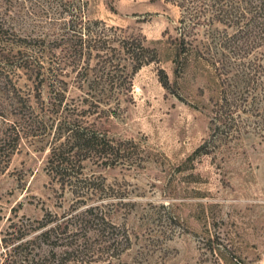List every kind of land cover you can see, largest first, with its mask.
I'll return each instance as SVG.
<instances>
[{
	"label": "rangeland",
	"instance_id": "rangeland-1",
	"mask_svg": "<svg viewBox=\"0 0 264 264\" xmlns=\"http://www.w3.org/2000/svg\"><path fill=\"white\" fill-rule=\"evenodd\" d=\"M75 7L85 19L72 28ZM181 14L171 0H0L7 28L0 41V240L11 223L31 224L35 236L41 223L97 207L116 228L115 249L87 230L80 240L93 252L65 257L66 248H57L62 264H264V132L210 143L223 78L209 56L184 52L188 42H206V29L184 44ZM80 30L104 49L101 56L113 53L123 65L128 41L153 50L157 61L136 73L119 103L94 106L77 75L97 62L73 64L66 48ZM51 65L66 85L46 70ZM59 88L84 126L123 150L107 166L83 163L84 176L103 189L97 194L79 197L48 169L56 127L39 123L56 117Z\"/></svg>",
	"mask_w": 264,
	"mask_h": 264
},
{
	"label": "trees",
	"instance_id": "trees-1",
	"mask_svg": "<svg viewBox=\"0 0 264 264\" xmlns=\"http://www.w3.org/2000/svg\"><path fill=\"white\" fill-rule=\"evenodd\" d=\"M171 2L182 13L179 23L184 44L187 37L194 39L196 29H206V42L198 43L195 40L197 47L194 41L188 42L189 48L184 46V52L191 53L195 50L196 55L203 59L206 55L209 56L212 67L223 78L221 97L211 109L210 143L215 144L217 139L229 142L238 140L243 135L264 132V0ZM70 13L72 28H76L84 21L85 13L81 7H75ZM5 27L0 22V41L3 31L7 29ZM78 33V40H71L66 48H69V58L73 64L82 62L83 59L88 63L94 60L97 62L98 68L91 70L89 74L77 75L82 84H87L86 95L93 101L94 106L111 101L119 103L122 96L132 92V81L136 73L157 61L153 50L140 42L128 41L122 48L126 56L123 65L113 53L101 56L100 52L104 49L93 45L97 41L85 40L86 35L81 30ZM105 42L106 46L103 48L106 49L107 41ZM44 65V62L38 63L40 70H44ZM46 70L59 83L66 85L59 78V68L51 65ZM161 82L168 88L169 82L165 74ZM52 83L50 86L53 89L58 88ZM57 90L54 93L60 99L56 106L57 111L52 112L56 117L45 115L44 121L39 123L45 126L52 122L56 127L48 169L63 187L69 185L73 193L80 192L79 197L88 196L89 193L97 194L98 190L103 189L84 176L83 163L95 159L96 163L107 166L111 158L117 157L123 150L109 141L107 136L84 126L76 111L67 106L66 89ZM95 210L97 207H87L75 215H66L64 220L56 218L54 221L41 223L38 230L42 228V231L35 236L31 234V224L11 223L0 240V264H62V259L55 252L60 247L66 248L62 253L65 257L75 253L93 252V244L85 239L80 240L87 235V230L97 234L96 236L107 237V241L103 240L109 244L107 249H115L117 240L113 233L116 228L107 223L104 217L95 214ZM65 241L66 244L63 245ZM97 244L99 247L102 245Z\"/></svg>",
	"mask_w": 264,
	"mask_h": 264
}]
</instances>
